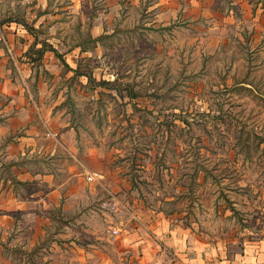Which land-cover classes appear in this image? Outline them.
I'll return each instance as SVG.
<instances>
[{"label":"rangeland","instance_id":"obj_1","mask_svg":"<svg viewBox=\"0 0 264 264\" xmlns=\"http://www.w3.org/2000/svg\"><path fill=\"white\" fill-rule=\"evenodd\" d=\"M36 1L0 0V18L25 15ZM51 2L61 12V31L50 30L61 56L23 64L31 75L15 83L69 132L58 159L62 174L75 160L69 152L80 171L102 174L80 205L76 229L113 240L112 227L137 208L235 249L263 239L264 37L255 38L240 14L237 22L224 20L229 0H82L77 9L74 0ZM78 65L89 77L74 75ZM112 197L122 212L107 207ZM65 225L50 223L42 248ZM96 238L109 264H129L106 237ZM98 252L78 264H105ZM35 254L28 263L44 264Z\"/></svg>","mask_w":264,"mask_h":264},{"label":"crops","instance_id":"obj_2","mask_svg":"<svg viewBox=\"0 0 264 264\" xmlns=\"http://www.w3.org/2000/svg\"><path fill=\"white\" fill-rule=\"evenodd\" d=\"M81 1L74 0L72 9L80 7ZM229 1V7L220 13L224 20L237 22L240 14L255 38L264 37V0ZM167 6L164 2L162 15L165 18H160L163 21L169 17ZM60 15L58 9H53L51 0H37L27 14L20 18L10 15V21L0 22V38H5V45L0 49V264H32L27 260L35 252L36 256L44 258V264H78L82 260L91 262L94 251H99L102 262L106 259L105 264H109L111 259L105 250L99 247L95 250V237L97 240L106 237L129 264H264V238L246 240L241 248L235 249L230 242L208 241L183 222L156 210L127 209L126 216L112 227L116 231L113 240L109 235L93 234L91 230L82 235L76 229L81 223L80 205L93 197L91 186L100 181L102 174L87 168L80 171L74 152L69 155L75 160L66 168V174H62L58 159L66 153L61 149L68 143L65 135L68 137L69 132H61L42 110L44 108L38 107L35 101L31 103L32 97L24 92L25 85L15 83L27 77L28 72L31 75L22 65L35 63L27 52L36 41L37 48L45 40L62 52L61 41L54 42L51 32L53 29L61 31ZM24 21L38 29V39ZM49 53L56 55L48 50L44 57ZM53 131L61 134L59 138ZM89 173H97L100 178L90 181ZM110 200L115 201L116 208L122 212V201L117 197ZM53 210L61 214H53ZM64 214L68 216L65 218ZM63 221L67 230L62 229L48 248H42L50 223ZM107 248L109 250V246ZM12 254L23 258L13 263V259L2 257Z\"/></svg>","mask_w":264,"mask_h":264},{"label":"trees","instance_id":"obj_3","mask_svg":"<svg viewBox=\"0 0 264 264\" xmlns=\"http://www.w3.org/2000/svg\"><path fill=\"white\" fill-rule=\"evenodd\" d=\"M7 21H10V18L9 17L2 18V19L0 18V22L1 23L7 22ZM24 22H25L26 27L28 28V30L30 32H32V34L36 35V39H38V32H37L38 29L34 28V26H32V25H29L26 21H24ZM36 45H37V41L35 42V44H33L28 49L27 54H28L29 57H31L32 60L38 61V63H41V61H42V59L44 57L45 52L48 51V50H53L56 53V55L61 56V53L55 47H53L51 44L47 43L45 40H43V44H42L41 47L37 48ZM84 49H86V48L84 47ZM33 55H37L36 56L37 58H34ZM74 72H75L74 75H81V76L82 75H86V76H88L87 72L81 71V68H80L79 65H78V67H76L74 69ZM195 182H196L195 180H192L191 181L190 189H193L192 187L195 184Z\"/></svg>","mask_w":264,"mask_h":264},{"label":"built area","instance_id":"obj_4","mask_svg":"<svg viewBox=\"0 0 264 264\" xmlns=\"http://www.w3.org/2000/svg\"><path fill=\"white\" fill-rule=\"evenodd\" d=\"M98 177H99V174H97V173H89L88 176H87V179L90 180V181H93V180L97 179ZM115 206H117L115 201H109L107 203V207H109L111 209H114Z\"/></svg>","mask_w":264,"mask_h":264}]
</instances>
